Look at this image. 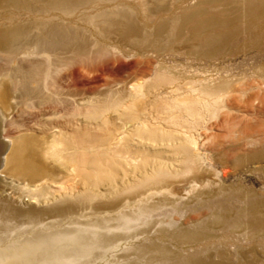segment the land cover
Returning a JSON list of instances; mask_svg holds the SVG:
<instances>
[{"label": "bare ground", "instance_id": "obj_1", "mask_svg": "<svg viewBox=\"0 0 264 264\" xmlns=\"http://www.w3.org/2000/svg\"><path fill=\"white\" fill-rule=\"evenodd\" d=\"M260 114L264 0H0V264H258Z\"/></svg>", "mask_w": 264, "mask_h": 264}, {"label": "rangeland", "instance_id": "obj_2", "mask_svg": "<svg viewBox=\"0 0 264 264\" xmlns=\"http://www.w3.org/2000/svg\"><path fill=\"white\" fill-rule=\"evenodd\" d=\"M162 59H163V61L165 60L164 63L170 67V69L172 70V73H174L178 76L177 77L178 79L176 80V83L174 84L175 88H179L178 92L175 93L176 95L178 93L180 94V93L188 91L190 89V87L195 83V81H193V79H195V78L201 79V76L208 74V73L205 74V72H202L203 68H204V70L207 69V67H206L207 63L206 62L194 61L190 57H187L186 55H184V56L183 55H181V56H178V55H176V56L165 55L164 56L163 55ZM240 60H242V59L239 58L238 61H240ZM128 63H129L128 61L125 62V65ZM214 65H215V61L212 63V66H214ZM251 65L252 64L250 62H247L246 65H244L240 68L235 66L234 69L232 70V74L236 75L238 73H245V74H247V77L250 78V76L252 75L251 72L253 71V69H251ZM229 67L233 68V66H231V65ZM128 76H129V72H124L123 78L126 79ZM168 92L171 93V89L164 88V89H161L159 91V95L162 97L168 96V95H174L172 93L169 94ZM258 116L260 117L261 120L264 121V115L260 114ZM130 127L131 126L128 125L127 130ZM205 132L206 131L204 129H202V127H199V130L197 133H202L204 135ZM217 132L220 134H226L225 129L217 130ZM234 173L230 174L225 179V184L227 186L238 185L241 183L246 188L253 187L255 190L263 193L262 191L264 190V174L262 172H259L257 170L251 171L249 166H243V167L242 166L241 167L236 166V171ZM219 234H221L225 237L228 235V231L223 230V231H220ZM227 244H228V241L224 239L223 242H221V244L218 247L221 246L224 249H229L227 247ZM242 246H241L242 248L241 247L240 248L242 249V251H244L246 253H248L250 250H255L258 258L260 259L258 264H264V243L258 242L254 246L252 244H244ZM249 255H250V253H249ZM237 259H238L237 257H233L232 262L236 263L238 261Z\"/></svg>", "mask_w": 264, "mask_h": 264}]
</instances>
